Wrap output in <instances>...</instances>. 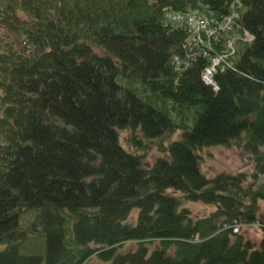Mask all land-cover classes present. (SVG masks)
<instances>
[{"label":"trees","instance_id":"trees-1","mask_svg":"<svg viewBox=\"0 0 264 264\" xmlns=\"http://www.w3.org/2000/svg\"><path fill=\"white\" fill-rule=\"evenodd\" d=\"M168 14L204 17L209 48ZM217 146L251 170L206 178L198 152ZM263 176L264 0H0V264H264ZM26 211L42 255L21 253Z\"/></svg>","mask_w":264,"mask_h":264},{"label":"rangeland","instance_id":"rangeland-1","mask_svg":"<svg viewBox=\"0 0 264 264\" xmlns=\"http://www.w3.org/2000/svg\"><path fill=\"white\" fill-rule=\"evenodd\" d=\"M127 131L119 132V144L128 153L134 152L133 148L130 147L127 142ZM174 136L173 139H176ZM163 157L166 159L165 155H161L156 152L155 148H151L146 152V162L150 163L156 157ZM200 159V170L206 178H211L213 175L223 172L227 174H233L238 171L246 172L250 171L252 166L251 163L246 159V156L238 149L232 147H210L202 149L198 152ZM264 181V176L261 178ZM177 196V194H175ZM182 207L187 209L193 218H199L209 214L212 210L210 207L203 206L199 203H182ZM36 211H26L19 219L20 228H25L28 231V238L26 240L27 245L23 246L22 254H43V236L41 238V233L37 232L39 230L33 227V221L35 219ZM136 212L132 211L128 218L127 223L133 224L135 221ZM259 217L262 218L261 215ZM241 233L245 239L257 245L260 238L256 231L255 226L248 228H243ZM150 248L153 245L149 246ZM0 249H2L0 247ZM135 249L134 243H127L123 245L118 252L133 251ZM43 264V263H41ZM87 264H101L97 259H90Z\"/></svg>","mask_w":264,"mask_h":264},{"label":"built area","instance_id":"built-area-1","mask_svg":"<svg viewBox=\"0 0 264 264\" xmlns=\"http://www.w3.org/2000/svg\"><path fill=\"white\" fill-rule=\"evenodd\" d=\"M239 5L237 2L231 5L230 12L227 17H225L219 24H217L218 32H227L231 31L235 28V19L236 12L235 9L238 8ZM165 23L171 24H180L184 23L188 31L190 32L189 37V45H204L209 48V39L215 36L216 31L214 29L208 28L207 20L202 16L189 15V16H180L175 14H168L165 17ZM252 36H250L247 32H243L242 36L237 40L249 43L252 41ZM226 48L229 50V54L233 53L231 42L226 43ZM227 55H218L211 58L209 65L202 70L201 73V81L204 85L209 86L212 91L216 90V86L212 80V76L219 70L222 71L223 67L229 68L226 62ZM177 62V59H174ZM237 232V227L232 229V233Z\"/></svg>","mask_w":264,"mask_h":264}]
</instances>
